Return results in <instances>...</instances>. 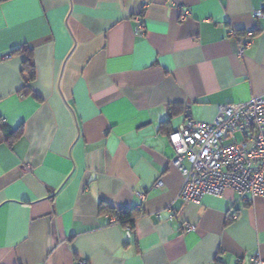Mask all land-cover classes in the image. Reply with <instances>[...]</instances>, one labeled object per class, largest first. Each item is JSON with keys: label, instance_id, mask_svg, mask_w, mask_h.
Masks as SVG:
<instances>
[{"label": "crops", "instance_id": "obj_1", "mask_svg": "<svg viewBox=\"0 0 264 264\" xmlns=\"http://www.w3.org/2000/svg\"><path fill=\"white\" fill-rule=\"evenodd\" d=\"M263 3L0 0V119L17 133L0 130V264L264 259V196L184 202L169 139L264 98ZM103 203L138 213L130 234Z\"/></svg>", "mask_w": 264, "mask_h": 264}, {"label": "built area", "instance_id": "obj_2", "mask_svg": "<svg viewBox=\"0 0 264 264\" xmlns=\"http://www.w3.org/2000/svg\"><path fill=\"white\" fill-rule=\"evenodd\" d=\"M189 14L184 9L183 18ZM254 16L264 18V3ZM137 32L144 34L142 22H138ZM229 35L237 38L233 29ZM253 36V31L246 33L242 49L251 44ZM169 139L175 150L172 164L183 176L179 198L184 202L200 205L206 196L223 198L230 189L245 202L249 196H264V98L221 106L213 121H188ZM156 186L161 188L163 182ZM107 216L111 224H118L117 216ZM171 216H175L174 211ZM194 228L183 225L184 232ZM127 230L130 234L131 228ZM251 264H264V259L256 255Z\"/></svg>", "mask_w": 264, "mask_h": 264}, {"label": "trees", "instance_id": "obj_3", "mask_svg": "<svg viewBox=\"0 0 264 264\" xmlns=\"http://www.w3.org/2000/svg\"><path fill=\"white\" fill-rule=\"evenodd\" d=\"M20 49H16L15 51H13L12 53H16L18 52ZM29 53L28 55V58L25 62V66H24V69L25 71L28 73V83H27V89L30 87V84L35 80L36 78V71H35V63L34 61L32 60V57H31V51L28 52ZM30 90V89H28ZM0 130H5L6 133H8L11 137L12 136H16L15 132L9 130L7 127L3 126L1 124V119H0ZM19 133L21 132V130L18 131ZM101 213L102 214H106V213H110V214H113L115 216H117L119 218V221H118V224L126 227H130L131 229L134 228V224H135V219L136 217L138 216L137 212L133 209H117V208H114L112 206H110L109 204H102L101 207Z\"/></svg>", "mask_w": 264, "mask_h": 264}, {"label": "water", "instance_id": "obj_4", "mask_svg": "<svg viewBox=\"0 0 264 264\" xmlns=\"http://www.w3.org/2000/svg\"><path fill=\"white\" fill-rule=\"evenodd\" d=\"M189 109H190V107L188 108V113H189V111H190ZM188 113H187V114H188Z\"/></svg>", "mask_w": 264, "mask_h": 264}]
</instances>
